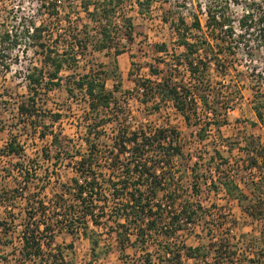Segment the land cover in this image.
<instances>
[{"label":"trees","instance_id":"1","mask_svg":"<svg viewBox=\"0 0 264 264\" xmlns=\"http://www.w3.org/2000/svg\"><path fill=\"white\" fill-rule=\"evenodd\" d=\"M133 1L149 17L153 6L165 0H41L42 18L22 14L19 26L0 30L2 57L23 45L26 56L30 49L41 56L40 65L25 74L28 93L18 111L28 119L31 136L48 139L35 156L17 135L0 148V246L3 251L12 247L0 252V264H74L66 252L74 250L75 241L58 243L60 233L89 239L94 264L101 246L99 228L116 233L122 251L144 250L138 264H155V258L158 264H264V227L260 235L237 234L233 220L222 234L221 226L216 231L205 226L210 209L203 202L206 184L211 191L223 190L243 213L264 224L262 136L231 142L228 151L237 153L233 160L218 146L186 152L184 135L170 123L132 128L123 117L128 110L117 95L122 91L117 57L127 51L123 40L133 43L138 35L129 14ZM221 3L214 0L205 10L191 11L190 21L184 12L172 20L163 16L183 50L171 53L166 42L156 43L154 51L161 55L147 64L149 76L139 73L142 66L133 60L134 90L121 94L136 97L150 114L172 103L187 125L198 127L201 145L213 126L222 127L236 98L243 97L240 83L232 79L222 103L211 82L212 69L234 78L239 52L253 56L264 43V0L246 2L239 16L229 11L228 1ZM111 49L113 72L97 70L94 52ZM82 60L89 70L76 71ZM110 78L115 79L113 89L107 85ZM63 85L69 98L86 103L75 135L61 126L63 110H43V96ZM253 89L258 125L264 123V82ZM63 168L74 175L62 180ZM8 178L13 184L6 186L2 181ZM183 234H194L198 244L188 243ZM150 245L157 250H148Z\"/></svg>","mask_w":264,"mask_h":264},{"label":"rangeland","instance_id":"2","mask_svg":"<svg viewBox=\"0 0 264 264\" xmlns=\"http://www.w3.org/2000/svg\"><path fill=\"white\" fill-rule=\"evenodd\" d=\"M187 1L188 3L186 4ZM214 0H165L156 3L151 11V15L148 17L142 15L139 12V7L133 1L134 5L129 6V14L134 16V21L137 30V36L133 43H128L123 40L122 45L126 47V52L117 57L118 69L122 75V91L117 93L119 98L122 100V105L127 106L128 113L125 117L127 124L132 128H137L141 125L147 126H166L169 123L178 127L184 135L186 144V152L190 150H196L197 147L207 148L210 151L213 147L218 146L222 149L225 156H231L234 160L236 152L230 153L228 151L229 144L235 142L237 138L244 136H255L261 135L264 140V123L256 125L258 119L252 109L254 98L253 87L260 86L264 82V43L260 50L246 53V51L239 52V63L238 70L233 71L232 75L226 78L220 76L217 71H211V82L212 85L220 90L219 98L222 103L227 102V84L232 80H237V84L240 83L239 89L242 91L243 97H238L234 101V109H229L225 119H223V125L220 129L213 126L210 135L207 140L203 141L201 145L198 141L197 131L198 127L189 126L186 124L183 117L178 114L172 103H167L160 113L150 114L139 103L136 97L121 95L125 90H134L135 81L134 77L130 76L132 69V61L135 60L142 66L139 71L144 76H149L148 63L154 62V57L161 55L154 51L156 43L166 42L169 46L170 52L182 51L183 48L179 47L175 42V34H173L170 25L163 21V16H169V20L176 18L181 12H184L188 16V20L191 11H198L201 7L205 10L206 4ZM222 5L228 1L230 4L229 11L236 16H239L245 12V4L250 0H219ZM132 3V4H133ZM184 3L186 6H184ZM41 0H0V30L9 26H19V18L22 14L37 15L41 17ZM219 6V5H217ZM206 12L203 11L202 20L205 21ZM85 12H81L80 16H84ZM76 15L72 18V21L78 22ZM25 46H21L12 52L5 53V57L0 54V148L5 146V143L12 136H19L21 142L25 144L26 151L29 155L35 156L36 151L42 146L47 144L45 141L40 139L38 136L34 138L28 131L31 129L28 124V119L20 116L18 111V105L26 98L28 93L27 81L25 74L28 72V68L31 66H39L41 56L35 53L32 49L29 50L26 56L23 53ZM2 46L0 43V52ZM27 50V49H26ZM115 49L105 51H95L94 59L97 65L94 67L99 70H114L115 60ZM132 54L135 57H132ZM18 58V59H17ZM166 59H170L167 57ZM9 65V68H7ZM87 62L81 61V65L78 70L79 72L89 70L86 66ZM101 65V67H100ZM164 64H161L163 66ZM117 69V70H118ZM256 69L260 71V76H256ZM116 71V70H115ZM113 76V75H112ZM114 77V76H113ZM115 79H108L107 85L110 89L114 88ZM65 84V83H64ZM86 103L76 98H69L65 86L57 87L56 89L49 91L47 95L43 96V110L57 111L63 110L65 117L61 122V126L64 131L68 134L75 135L76 127L75 122L78 117L82 116L85 112ZM49 114V113H48ZM47 124L50 122L49 115L46 117ZM58 126V125H56ZM38 132V130H37ZM224 144V145H223ZM208 156V155H207ZM5 163V161L3 162ZM61 179L66 180L68 177L74 175L71 169L63 168L61 171ZM12 178H8L2 183L4 185H12ZM46 189L45 194L51 196V187ZM204 204L210 209L209 216L205 221V226L214 227L218 229L220 233L229 232L230 228L233 227V220H237V226L234 227L235 233L241 232H252L256 235H260L261 228L264 224H260L259 221L254 220L247 214L243 213L240 205L234 199L228 198L223 190L218 192L211 191L210 187L203 184ZM101 246L97 248L99 252V258L95 260L94 264H138L139 258L144 256V250H136L135 248L128 247L124 251L118 248L116 240V233L110 234L109 230L102 231ZM202 227L197 228L196 232H201ZM183 239L187 240L188 243L196 245L198 244V238L193 235L183 234ZM58 243H70L75 241V248L73 251L67 249V260H73L74 264H91V242L89 239L84 238H73L68 233H60L57 236ZM111 244L112 248H105L104 244ZM12 247H7L6 251L0 246V252L6 254L10 252ZM148 250H157L154 246L150 245ZM6 252V253H5ZM155 264H158V259L155 258ZM8 264V263H4ZM93 264V263H92Z\"/></svg>","mask_w":264,"mask_h":264}]
</instances>
